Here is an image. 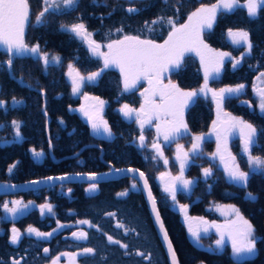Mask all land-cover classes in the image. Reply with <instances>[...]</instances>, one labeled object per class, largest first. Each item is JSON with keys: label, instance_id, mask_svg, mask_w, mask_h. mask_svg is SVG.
Instances as JSON below:
<instances>
[{"label": "trees", "instance_id": "obj_1", "mask_svg": "<svg viewBox=\"0 0 264 264\" xmlns=\"http://www.w3.org/2000/svg\"><path fill=\"white\" fill-rule=\"evenodd\" d=\"M245 2L238 0L239 5ZM213 3L216 0H78L70 11L49 12L42 24H36L35 17L43 8V0H29L30 22L25 27V42L29 46L38 44L41 53H47L49 58L59 57V64L45 66L38 58L15 56L9 71L6 63L9 55L0 50V100L6 101L5 106L0 107V181L27 182L68 173H99L109 170L110 166L137 168L145 173L179 264H264V171L251 174L246 185H235L208 163L202 167H209L211 174L203 181L200 180V167L190 166L186 176L197 182L189 195L179 193L175 200L179 206H187L184 212L189 216L216 220V216L206 210L207 207L211 204L233 205L253 225L257 238L256 253L239 262L233 260L230 247L225 246L220 252L213 249L214 235L204 238L202 247L195 245L189 238L180 212L171 207V201L156 181L155 175L162 171V167H156L154 162L144 158L136 146L139 128L120 115L119 108L125 103L133 107L140 105L142 87L125 93L119 72L104 70L101 60L90 56L84 40L68 31L71 25L83 23L96 44H107L123 39L125 35L163 43L171 31L168 18L179 27L201 4ZM129 7L139 11L129 13ZM157 17L164 20L153 25L152 31L145 28L146 21L150 23ZM61 25L68 27L61 28ZM229 29L247 31L251 49L233 45L227 35ZM201 39L213 51L229 53L231 60L222 64L219 76L209 81V87L218 90L244 85L239 95L224 101L223 109L257 128L250 154L264 157V113H259L253 96L254 84L258 76L264 74V6L258 9L255 17H249L245 7L218 12L212 29L203 32ZM236 60L239 63L233 67ZM70 64L84 76L103 69L96 83L84 86L83 94L104 101L102 112L112 132L110 138L93 134L78 112L69 110L80 106V99L73 96L71 84L66 78ZM16 79L45 94L53 159L72 156L84 146L93 147L85 149L75 159L54 163L48 153L46 121L41 113L42 98L21 86ZM167 80L186 91L198 89L204 83L198 58L192 54L185 55L178 70L168 73ZM13 98L21 102L16 105ZM214 119L210 99L197 97L184 115L187 134L173 144L186 142L188 146L193 136L210 132ZM14 120L20 123L19 140L14 137L16 129L11 123ZM146 134L147 140L151 141L152 132L148 130ZM30 150L40 152L42 161H35ZM166 150L170 170L176 174L171 149ZM231 151L241 171L247 172L246 156L236 141L231 143ZM11 165L15 167L9 172ZM133 182L123 179L100 184L96 185L95 191H86L89 185H59L19 195L0 196V217L5 199L53 206L52 213L41 215L39 210H32L16 221L0 222V264H11L12 260H19L20 264H52L57 257V262L69 257L73 264H167L140 189L138 185L132 188ZM126 190V195H118ZM248 193H252L254 198L250 199ZM83 220L90 222L86 229L87 238L83 242L71 240L69 235L75 230L76 223ZM57 221L63 227H57ZM118 224L123 227H118ZM29 226L41 232H52V235H26ZM13 227L22 235L16 246L10 244ZM53 229L56 231L53 232ZM108 236L120 241V244L110 243ZM121 244L127 247L122 248ZM45 248L49 249L47 253ZM85 248H92L94 252L82 254ZM137 252L148 255L149 259L136 255Z\"/></svg>", "mask_w": 264, "mask_h": 264}, {"label": "snow or ice", "instance_id": "obj_2", "mask_svg": "<svg viewBox=\"0 0 264 264\" xmlns=\"http://www.w3.org/2000/svg\"><path fill=\"white\" fill-rule=\"evenodd\" d=\"M76 0H43L44 7L36 15L35 22L37 24H42L46 13L54 11L59 7V4H63L65 7L73 6ZM264 6V0H246L244 5H239L238 0H216V3L211 5H203L196 8L195 11L191 12L188 16L187 22L176 26L171 18L167 19V23L171 25V31L168 32L167 39L164 42L156 43L151 39H141L139 36L125 35L123 39L114 40L106 45L108 48L107 53H102L99 51L100 45L96 44L95 41L90 40L92 33L88 32L83 23H75L70 26V31L74 33L77 37L82 38L88 43L89 49L93 55H100L104 60V68L110 66H116L119 68L121 76L123 78V90L129 91L136 86L138 81L142 78H147L150 87L145 90L142 94L145 96V102L141 104L139 109H134L128 104L123 105L119 111L121 114L128 119L135 118V122L139 125L141 129V134L139 136L140 146H145V136L143 131L145 125L151 123L152 117L155 116L157 121H160L161 116L165 117L163 123H157L156 132L157 135H163L165 142H171L176 137L181 134V131L187 132L188 126L183 120V114L185 108L189 106L191 102L194 101L199 95L211 94L212 100L216 104L217 109V120L213 121V130L217 129L218 123H220L221 113L223 112L222 105L224 101L231 94L240 92L244 88L243 84L237 85L235 87L226 86L223 88L213 89L209 87V81L215 80L220 74L221 66L224 62V58L229 56L227 52H214L215 60H210L206 62L205 56L202 53V49L213 53V50L208 47L207 44L201 39V33L205 29H212L214 22L217 19L218 12L220 10L231 11L237 7H245L247 9V14L249 17H255L258 14V9ZM129 13L138 12L139 9L135 7H129L127 9ZM164 20L163 17H157V19L152 20L150 23L145 22V28L149 31L154 30L153 25H156L159 21ZM30 22V5L29 0H0V47L5 48L6 52L9 54V59L6 62L9 67L13 64V56L21 57L26 54H40L39 45L29 46L24 39L25 25ZM68 26L61 25V28H67ZM117 31H122V29H117ZM228 37L231 39L233 45H239L243 42L247 45L248 49H251L252 45L249 41V33L245 30L233 31L228 30ZM187 51H196L197 55H200L201 65L204 68V83L198 88L190 91L181 89L177 84L172 83L170 80L167 84L163 83V79L166 78L165 74L174 72L178 70L181 65L182 57ZM243 55V54H242ZM39 59L44 62L45 65L49 64L50 61H58L59 57L49 58L47 53L39 55ZM239 63L236 60L233 63V67ZM69 75L75 72V76L72 78V92L75 94L80 91L81 85L87 82H93L101 74L103 69L98 72H91L87 76L81 75L78 71H75L73 66H69ZM264 75V74H262ZM30 87V85H29ZM43 94V93H42ZM159 97L160 103H153L152 97ZM87 99V97H86ZM98 99V98H96ZM260 104L259 108L261 112H264V92L260 93ZM21 101L13 98V103L18 104ZM6 101L0 100V107L5 106ZM102 106L104 101H99ZM84 116L87 117L88 123L90 124L94 133H99L101 129L103 133L111 137L112 132L106 121L98 118L92 112L86 111L83 107L80 109ZM227 120L224 121L227 125V131L239 128L240 138L243 145V152L247 155V163L249 168L264 169V157L253 156L249 154L250 145L253 144V138L257 135V128L251 123L243 121L237 117H233L230 114H224ZM171 117L172 119H167ZM12 126L16 129V136L20 135L19 128L20 123L18 121H12ZM193 143L191 145L190 151L196 153L200 148L201 136H193ZM50 146H51V142ZM151 147L154 149L156 155L153 159L157 157L163 158L164 154L161 150V146L158 143H153ZM183 145H177V156L176 160L180 161V175L176 177H171V183L165 184L164 191L169 193L173 200L176 199L177 184H179L184 190H187L189 185L193 181L184 179L183 172L186 164L189 161V152H183ZM227 150L226 143H222V137L220 133H217V152L214 155H219L221 161H225V156L223 152ZM35 156H40V152L33 150ZM236 157L232 156L231 153L228 154V162L225 163V173L227 177L237 183L246 185L249 177V172L241 171L239 165L235 163ZM165 165L169 163L167 159L164 160ZM15 165L9 166L8 171L11 172ZM253 169V170H255ZM115 171H124L122 169H116ZM129 173H135L139 170L129 168L126 170ZM211 174V169H203V175L205 177ZM166 173H161V178H163ZM139 177L144 181L145 189L148 188V181L145 178V173L139 172ZM67 177H48L49 180L57 179L64 180ZM89 180H95L96 174L91 173L88 175ZM32 184H38L40 181H32ZM6 187V186H5ZM15 187V186H12ZM132 188L137 187V183L134 181L131 185ZM96 184L92 183L86 191H95ZM69 191H71L69 189ZM127 194V190L118 193L119 196H124ZM249 198H254L252 193H248ZM148 198L152 204V211L155 213V219L157 224H159L160 231L163 234V239L167 244V249L170 254L171 264H178L176 253L173 250V246L169 241L168 234L164 229V225L160 219L159 213L156 211V202L152 198L151 191L148 192ZM12 206L9 207L8 203L3 204V209L7 213L17 214L22 210H26L28 205L21 204L20 201H12ZM41 215H44L45 210L48 213L53 212V206L49 203L40 205ZM222 207V206H217ZM232 213H234L235 218L229 220L224 225L215 224V222L209 223L204 221L206 227L203 229L207 233L209 228H215L220 234V239L215 241L217 246L224 243L225 233L228 235V239L232 241V248L234 253H239L241 251L252 252L255 249L256 238L254 236L253 225L245 219L240 210L233 205L227 206ZM187 206L181 205V210L186 211ZM107 215H114L108 213ZM202 219V218H201ZM80 224H89L87 220L78 221ZM57 227H63L59 221H57ZM118 227H123L119 225ZM12 235L10 242L16 244L20 239L21 233L15 227L12 228ZM56 229H53L55 232ZM191 232V228L189 229ZM29 234H34L36 237H49L52 232H41L36 228L29 226L26 229ZM193 237L197 242L200 240V235L198 232H192ZM72 236L77 239H86L87 234L83 231L73 232ZM110 243L120 244V241L113 240L112 236L107 237ZM122 248H126L127 245L121 244ZM49 249L45 248L44 252L47 253ZM94 249L85 248L82 254H92ZM128 253H125L127 255ZM64 255H68L65 253ZM76 255V254H72ZM136 255L142 256L144 259H149L148 255L137 252ZM59 257L53 259L52 264H57ZM11 264H20L19 260H12Z\"/></svg>", "mask_w": 264, "mask_h": 264}, {"label": "rangeland", "instance_id": "obj_3", "mask_svg": "<svg viewBox=\"0 0 264 264\" xmlns=\"http://www.w3.org/2000/svg\"><path fill=\"white\" fill-rule=\"evenodd\" d=\"M78 0H76V3H77ZM76 3L73 5V6H70V7H65L63 4H59V7L57 9H55L54 11H51V12H66V11H70L71 9H73L76 5ZM246 3V2H245ZM44 7V5H43ZM246 9V8H245ZM247 10V9H246ZM220 11H224V10H220ZM219 11V12H220ZM47 14V13H46ZM36 23V22H35ZM37 24V23H36ZM27 25V24H26ZM25 25V27H26ZM70 29V28H69ZM209 29H205L204 32L208 31ZM70 31V30H68ZM71 32V31H70ZM72 33V32H71ZM73 35H75L74 33H72ZM202 34V33H201ZM76 36V35H75ZM90 40H92L90 38ZM229 40L231 41V39L229 38ZM232 43V42H231ZM84 44L86 46V48L88 49L89 51V54L90 56L94 57V58H97V59H100L101 62H102V66H103V69H113V70H116L117 72H119V74L121 75L120 73V70L118 67L116 66H110L108 68H104V60H103V57L100 56V55H93L89 49V45L87 42L84 41ZM108 44V43H107ZM107 44H98L100 45V48H99V51L102 52V53H107L108 52V48L106 47ZM162 44V43H161ZM235 46H242L246 49H248L247 45H245L243 42H241V44L239 45H235ZM0 50H3L4 52H6L5 48L3 47H0ZM203 55L205 56V59H206V62H209L210 60H215V56H214V52L213 53H209L205 50H201ZM7 53V52H6ZM8 54V53H7ZM40 54H43L41 53L40 51ZM40 54H26L24 56H30V57H33V58H38L39 59V55ZM188 54H192V55H195L199 62H200V65H201V59H200V55H197V52L196 51H187L184 53L183 57L185 55H188ZM9 55V54H8ZM15 57V56H13ZM182 57V58H183ZM228 60H231V57L230 56H227L224 58V62L228 61ZM41 62L44 64V62L41 60ZM223 62V63H224ZM50 63L52 64H55V65H58V61H50ZM49 63V64H50ZM47 64V65H49ZM45 65V64H44ZM45 65V66H47ZM69 67L67 68V71H66V78L68 79V81L70 82L71 84V88H72V78L73 76H75V72L72 73V76L69 75ZM201 71H202V74L204 76V68L203 66L201 65ZM221 71V69H220ZM167 75L168 73L165 74V77L163 79V83L164 84H167L169 81L167 80ZM218 77V76H217ZM216 77V78H217ZM98 80V77L95 81L93 82H87L85 81L82 85H81V89L79 92L77 93H73V96L76 97V98H79L80 99V106H78L77 108L75 109H69L70 111H77L79 108L83 107L86 111H89V112H92L94 115H97L98 118L102 119L103 121H105L104 117H103V112H102V109L104 107V105L100 106L98 104V102H94L90 96H84L83 94V88L84 86H86V84H91V83H96ZM121 84H122V88H123V78L121 76ZM137 87H142V91H140V99H141V102H140V105L138 107H133L131 105H129L130 107L134 108V109H139L141 107V104H143L145 102V96L142 95L145 93V90L148 89L150 87L149 83H148V79L147 78H142L138 81V83L136 84V86L134 88H132L131 90L137 88ZM253 96L256 98V101H257V108H258V111L259 113H264V112H261L260 108H259V104H260V93L261 92H264V75H259L255 84H254V88H253ZM131 90L129 91H124L125 93H128L130 92ZM242 92V89L240 90V92L238 93H235V94H231L230 96L228 97H234V96H237L239 95L240 93ZM87 97V99H86ZM198 97H203V98H208L210 99V101L212 102L213 104V109H214V113H215V119L214 120H217V109H216V104L215 102L212 100L211 98V94H207V96H205L204 94H201L199 95ZM152 102L153 103H160V100H159V97L156 96V97H152ZM195 100V99H194ZM193 102H191L189 104V106L192 104ZM126 104V103H125ZM123 104V105H125ZM18 105V104H16ZM121 105V107L123 106ZM188 106V107H189ZM120 107V108H121ZM185 108L184 110V114H183V120H184V115H185V112L186 110L188 109ZM119 108V109H120ZM222 108H223V105H222ZM120 112V111H119ZM226 112L225 110L223 109V112L221 113V117H220V121H226L227 120V117L224 115ZM228 114V113H227ZM120 115L121 117L127 121V122H134L137 127L139 128L140 130V134H141V129L139 127V125L135 122V118H131V119H128V118H125L121 112H120ZM82 117H85L83 112H82ZM87 118V117H85ZM165 117L161 116V119L160 121H157L155 116L152 117V121L151 123L145 125V129L143 131V135L145 136V146L144 147H141L140 146V141L139 139L137 140L136 142V146L142 151V155H144V158H146L147 160H150L152 162H154V164L157 166H161L162 167V171L158 174L155 175L156 177V181L158 183V185L160 186V188L164 191V187H165V184H170L171 183V177H176L178 175H180V161L176 160V156H177V145H183V149L182 151L183 152H189V161L188 163L186 164L185 168H184V172H183V177L184 179H188L187 178V173L189 171V168L191 165H197L200 167V172H201V178L200 180H205L207 177H205L203 175V169L205 168H209V167H202V165L204 163H208L209 165L215 167L217 170H219L221 172V174L225 177V179L232 183V184H235V185H244V184H241V183H237V182H234L232 180H230L226 173H225V163L228 162V154L231 153L232 156H235L232 151H231V143L236 141L237 144L239 145V147L241 148V151L243 152V145H242V141H241V138H240V130L239 128H236L234 130H231V131H226L223 135H221L222 137V143H226V148L227 150L225 152H223V155L225 156V161H221L220 159V156L219 155H214V153L217 152V133L216 131L213 130V124H212V127H211V130L209 133L205 134V135H200L202 137V140L200 141V148L197 150L196 153H192L190 151L191 149V145L193 143V140L191 138V142L190 144L187 146L186 145V142H178L176 145H174L173 143L176 142L177 140H179L180 138L184 137L187 132H183V130L181 131V134L176 137L173 141L171 142H165L164 139H163V135H157V132H156V125L157 123H163ZM167 119H172L171 117H167ZM185 122V120H184ZM218 126V125H217ZM151 131L152 132V139L151 141H148L147 140V134L146 132L147 131ZM91 132L93 134H99V135H102L103 137L105 138H110L109 136H107L105 133H103V130L101 129V131L99 133H94L92 128H91ZM14 137L16 140H19L20 139V135L19 136H16V131L14 132ZM158 143L160 146H161V150L163 151V154H164V157L163 158H160V157H157L156 159H153L152 157L156 155L154 149L151 147V145L153 143ZM212 144V145H208V144ZM208 145V146H206ZM171 149L170 152L172 154V160H173V163L176 165L177 167V173L176 174H173L170 170V166H169V163L167 165H165L164 163V160L167 159L165 153L167 152L166 149ZM252 150V147L250 145V151H249V154ZM30 154L32 155L33 159L35 161H42L43 159V155H40V156H35L33 154V150H30L29 151ZM244 153V152H243ZM244 155L246 156V160H247V155L244 153ZM251 155V154H250ZM236 157V156H235ZM197 160H201L200 162L196 161ZM168 160V159H167ZM235 163L237 164V158H236V161ZM238 165V164H237ZM248 165V163H247ZM255 166H253V168H249L248 166V169H247V172H249V176L251 174H256V173H262L264 171V169H255ZM241 170V169H240ZM161 173H166L167 175H165L163 178H161ZM163 179V180H161ZM188 180H191L193 181L192 184L189 185L188 189L187 190H184L179 184H177L180 188V191H182L183 194H186V195H189L191 192H192V189L194 187V185L196 184L197 180L196 179H188ZM165 192V191H164ZM166 195L168 196L169 200L171 201V207L174 208L175 210L179 211L181 216H182V220L187 228V232H188V235H189V238L191 239V241L197 245V246H200L202 247L203 246V236L204 234H206L203 229L206 227V225L204 224V221H207L209 223H212V222H215V224H218V225H224L226 222H228L229 220L231 219H234L235 216H234V213H232V211L227 207L228 205H217V204H211L209 207L206 208L207 211H209L211 214L215 215L216 216V220L213 219V220H207L205 218H202V217H193V216H189L186 212L182 211L181 210V206H179L175 200L172 199L171 195L167 192H165ZM12 201H20L21 204H26L28 205V208L26 210H22L20 213H17V214H11V213H7L4 211L3 209V204L5 202L8 203L9 207L12 206ZM217 206H222V207H217ZM32 210H39L40 211V207L38 205H36L35 203L33 202H23L22 200L20 199H5L3 202H2V205H1V217H0V222H4V221H16L17 219H19L20 217L26 215L27 213H29L30 211ZM41 213V211H40ZM45 213H47V210H45ZM44 213V214H45ZM202 218V219H201ZM217 221V222H216ZM88 228V224H80V223H76L75 225V230L73 232H80V231H83L86 233V229ZM191 228V232L189 231V229ZM209 232H215L216 234V240L220 239V234L217 232V230L215 228H209L208 229ZM207 231V232H208ZM72 232V233H73ZM192 232H198L199 235H200V240L199 242H197L195 240V238L193 237L192 235ZM72 233L69 235V238L73 241H78V242H83L85 241V239H80V240H77L75 239L73 236H72ZM11 235H12V231L10 232V239H11ZM26 235H30V236H34L36 237L34 234H29L26 232ZM22 236V235H21ZM20 236V237H21ZM256 238V237H255ZM257 240V238H256ZM11 243V242H10ZM12 244V243H11ZM18 244V242L16 244H12L13 246H16ZM214 246L216 247L215 250H222L225 246H228L231 248L232 250V254H233V258H234V261H237L239 262L242 257L243 259L245 258L244 256H249L251 255V253H256L255 250H253L252 252H249V253H244V251H241L239 253H234L233 252V248H232V241L230 239H228V235L227 233H225V236H224V243L220 246H217L215 243H214ZM57 264H73L71 261H70V258L69 257H63L60 259L59 262H57Z\"/></svg>", "mask_w": 264, "mask_h": 264}, {"label": "water", "instance_id": "obj_4", "mask_svg": "<svg viewBox=\"0 0 264 264\" xmlns=\"http://www.w3.org/2000/svg\"><path fill=\"white\" fill-rule=\"evenodd\" d=\"M78 38H80V37H78ZM8 68L10 71L9 66H8ZM15 81L17 83H19L21 86L26 87V88L38 93L42 98L43 105H42L41 113H42V116L45 118V121H46L45 128H46V139L48 142V153H49L50 158L54 161V163L57 164V163H60L61 161L67 160V159H75L85 149L93 147V146H84L76 154H74L72 156L65 157V158H62L59 160L53 159L52 153H51V146L49 143L50 142V140H49L50 119L45 112V94L43 92L37 91V90L29 87V85H27L26 83H23L21 79H16ZM93 101L96 102L95 99H93ZM80 109L78 110V114L82 117V112L80 111ZM82 118H84V117H82ZM85 121L88 123V120L85 119ZM223 122L224 121H221L220 123H218L217 129L215 130L216 132H219L220 135H223L227 131L226 130L227 125ZM100 158H102V155L100 156ZM129 168H132V167L114 168V167L110 166L109 170H107V171L95 173L96 174L95 180H89L88 179V175L91 173H76V174L68 173V174L59 175V176L67 177L64 180H57V179L49 180L48 178H43V179L31 180V181H27V182L0 181V196L5 197V196L19 195V194H22L25 192H34V191H38V190H42V189H49V188H53V187L59 186V185L60 186H62V185H65V186L66 185H90L92 183H95L96 185H100V184H106V183L120 181L123 179L133 180L137 183V185L140 189V192L142 194L145 206H146L147 211H148V215H149L152 227H153L154 232L156 234L157 240H158V242H159V244L163 250V253H164L165 258L167 260V264H171V258H170V254H169L168 249H167V244L163 239V234L161 233L159 224H157L156 219H155V213L152 211L151 201L148 198V192L151 191L152 198L155 200L154 195L152 193V190L150 188V185L148 183V188L145 189L144 181L141 180L139 177V172H142V171L139 170L138 172H135V173H129L126 171ZM116 169H122L124 171L117 172V171H115ZM132 169H137V168H132ZM59 176H52V177H59ZM145 178H146V176H145ZM32 181H40V183L32 184L31 183ZM12 186H15V187H12ZM177 189L178 190H177L176 194L179 192L178 186H177ZM155 202H156V200H155ZM156 211L159 213L157 203H156ZM159 215H160V213H159ZM160 219H161V216H160ZM161 221H162V219H161ZM164 229H165V227H164ZM263 231H264V213H263ZM169 241H170V239H169ZM173 250H174V248H173ZM176 258H177V256H176ZM177 262H178V259H177Z\"/></svg>", "mask_w": 264, "mask_h": 264}, {"label": "crops", "instance_id": "obj_5", "mask_svg": "<svg viewBox=\"0 0 264 264\" xmlns=\"http://www.w3.org/2000/svg\"><path fill=\"white\" fill-rule=\"evenodd\" d=\"M210 235H214L215 236V238H216V234H215V232L213 231V232H207L206 234H204V236H203V238H207L208 236H210ZM215 241H216V239L214 240V242H213V249L215 250L216 249V247L214 246V243H215ZM231 249V248H230ZM255 250V249H254ZM215 251H217V252H220V251H222L221 249L219 250H215ZM244 253H249V252H246V251H244ZM231 254H232V250H231ZM252 255H254V253H251V255H249V256H252ZM249 256H244L245 258L244 259H246V258H248ZM232 258H233V254H232ZM233 260H234V258H233ZM241 260H243V257H242V259ZM240 260V261H241Z\"/></svg>", "mask_w": 264, "mask_h": 264}, {"label": "flooded vegetation", "instance_id": "obj_6", "mask_svg": "<svg viewBox=\"0 0 264 264\" xmlns=\"http://www.w3.org/2000/svg\"><path fill=\"white\" fill-rule=\"evenodd\" d=\"M161 180H163V179H161ZM218 205V204H217Z\"/></svg>", "mask_w": 264, "mask_h": 264}]
</instances>
